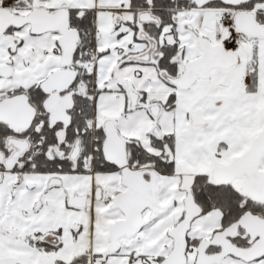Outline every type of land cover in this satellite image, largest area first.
<instances>
[{
    "label": "snow or ice",
    "instance_id": "1",
    "mask_svg": "<svg viewBox=\"0 0 264 264\" xmlns=\"http://www.w3.org/2000/svg\"><path fill=\"white\" fill-rule=\"evenodd\" d=\"M0 264H264V0H0Z\"/></svg>",
    "mask_w": 264,
    "mask_h": 264
}]
</instances>
